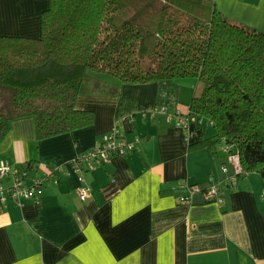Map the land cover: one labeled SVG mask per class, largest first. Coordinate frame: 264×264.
Wrapping results in <instances>:
<instances>
[{"label":"crops","instance_id":"crops-1","mask_svg":"<svg viewBox=\"0 0 264 264\" xmlns=\"http://www.w3.org/2000/svg\"><path fill=\"white\" fill-rule=\"evenodd\" d=\"M227 17L264 32V0H216ZM50 0H0V35L39 37ZM123 83L102 77L76 100L91 125L42 140L31 116L13 121L0 163H31L28 182L50 172L37 199L0 192V264H264V181L256 173L228 186L225 148L215 131L183 129L155 112H190L197 79ZM214 129V128H213ZM117 130L136 149L73 172L77 157ZM223 146L221 151L218 146ZM226 188L222 204L181 196L190 186ZM0 185L10 180L0 177ZM89 189L85 200L80 188Z\"/></svg>","mask_w":264,"mask_h":264},{"label":"trees","instance_id":"trees-1","mask_svg":"<svg viewBox=\"0 0 264 264\" xmlns=\"http://www.w3.org/2000/svg\"><path fill=\"white\" fill-rule=\"evenodd\" d=\"M102 77L196 78L188 114L215 131L200 143L217 160V142L228 163L240 156L228 186L249 173L264 181V32L227 17L216 0H50L39 37L0 35V143L26 116L38 140L91 125L94 112L76 100Z\"/></svg>","mask_w":264,"mask_h":264},{"label":"built area","instance_id":"built-area-1","mask_svg":"<svg viewBox=\"0 0 264 264\" xmlns=\"http://www.w3.org/2000/svg\"><path fill=\"white\" fill-rule=\"evenodd\" d=\"M155 112L164 116L168 121L175 125L182 127L183 129L189 128L192 122L203 124V119L193 117L188 113H183L181 110L169 111L164 107H157ZM140 139L137 138L134 141L128 140L119 131L114 130L104 136L100 145L95 146L86 153L77 157L73 163V172L78 176L79 180H83V170L87 166L88 168L94 167L96 164H100L105 161H109L113 156L117 154L127 153L136 149V144ZM228 161L234 167L235 173H240L242 170L240 156L232 154L229 156ZM224 173L229 172L227 165L222 166ZM31 169L28 165L22 167L12 166L10 163L2 161L0 163V177L10 180V185L5 187L0 185V192H8L12 197L18 199H37L41 194V186L45 179L49 176L50 172H46L43 175L34 178V182L30 184L28 179H32L30 176ZM236 185L235 178L230 181L229 187ZM199 191V187L190 186L189 192L181 196V201L185 203H191L195 194ZM89 189L85 187L80 188V197L82 200L87 198ZM226 191L218 185H211L203 191V197L206 201H214L222 204L225 200Z\"/></svg>","mask_w":264,"mask_h":264},{"label":"rangeland","instance_id":"rangeland-1","mask_svg":"<svg viewBox=\"0 0 264 264\" xmlns=\"http://www.w3.org/2000/svg\"><path fill=\"white\" fill-rule=\"evenodd\" d=\"M191 79H195L194 77L193 78H191ZM205 120H206V118L204 117L203 118V124H205ZM211 130L212 131H214V129L211 127ZM218 148H219V150L221 151V149L223 148V146L221 147L220 145L218 146ZM257 175H259V174H257ZM261 177V176H260Z\"/></svg>","mask_w":264,"mask_h":264}]
</instances>
